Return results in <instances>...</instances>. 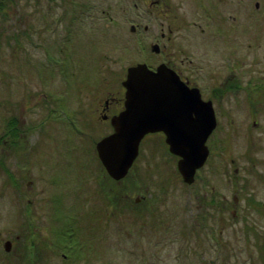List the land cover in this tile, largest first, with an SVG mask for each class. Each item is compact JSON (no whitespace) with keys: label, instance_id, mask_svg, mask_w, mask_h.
Returning a JSON list of instances; mask_svg holds the SVG:
<instances>
[{"label":"rangeland","instance_id":"rangeland-1","mask_svg":"<svg viewBox=\"0 0 264 264\" xmlns=\"http://www.w3.org/2000/svg\"><path fill=\"white\" fill-rule=\"evenodd\" d=\"M171 1L186 24L174 42L202 37L189 25L196 12L190 0ZM0 2V264H28L13 246L3 250L17 226L75 229L59 234L65 245L80 238L66 257L52 240L51 264H264V88L248 87L264 76V0H243L244 53L196 42L186 52L217 119L190 185L156 134L142 138L120 181L108 183L102 167L92 170L94 143L110 130L97 107L108 91L119 95L128 65L161 57L149 50L156 8L148 13L140 0ZM216 34L212 28L211 40ZM96 179L105 181L99 201L83 204V186ZM139 193L145 198L135 204Z\"/></svg>","mask_w":264,"mask_h":264},{"label":"water","instance_id":"water-1","mask_svg":"<svg viewBox=\"0 0 264 264\" xmlns=\"http://www.w3.org/2000/svg\"><path fill=\"white\" fill-rule=\"evenodd\" d=\"M152 50L157 51L156 45ZM123 109L111 117L113 130L95 142L97 155L114 179L123 177L138 154L142 137L162 131L168 150L177 155L183 182L191 184L209 153L206 139L216 126L214 109L197 87H189L165 64L144 62L126 68ZM10 241L4 242L8 251Z\"/></svg>","mask_w":264,"mask_h":264},{"label":"flooded vegetation","instance_id":"flooded-vegetation-1","mask_svg":"<svg viewBox=\"0 0 264 264\" xmlns=\"http://www.w3.org/2000/svg\"><path fill=\"white\" fill-rule=\"evenodd\" d=\"M140 1L143 5H145V11H147L148 13H153L154 8H156V15L158 18L157 24L153 28L154 40L150 43L149 50L153 54L160 55L161 57L155 64L146 62L149 67L155 68L158 64L163 63L167 67L171 68L188 86L197 87L200 90V74H197L194 60L186 55V52L193 47L192 42L210 47L213 45L214 48H217L215 46L216 44L221 43V47H218L220 50L224 48L225 51H229L230 49L231 54L236 52L237 55H241V52L244 53V48L242 50L243 42L241 40V37L238 35L239 27L243 26L240 25V17H242L243 15V0H190L192 5L196 9V12L192 17H190L191 22L189 25L197 28L199 30V33H203L204 35L202 37H199V34L197 33L194 40H190L185 36H178L180 37V39L176 43L174 42V40L186 26V24L182 25L184 16L178 12V2H172L171 0ZM1 5L2 3L0 2V10L3 8V5L2 8ZM255 6H258V3L256 1ZM133 7L135 9H138L139 3L134 2ZM233 9H237L240 12L230 14L228 11H232ZM139 27V23H137L136 25H131L130 31L134 32L138 30ZM212 28H215V32H217V34L215 36H212L211 40L209 34L210 31L212 32ZM142 31L148 32V24H144L142 26V30L138 31V33L143 34ZM235 34L236 36H234ZM232 38H235V40L237 41L236 45ZM210 42L212 43L210 44ZM172 43H175L172 49L173 51L171 50ZM152 45H156L157 51L152 50ZM241 63V61H238L236 65L238 66ZM231 66L233 67V65ZM253 81L254 82L251 81L248 86L250 90H258L257 88H264V76L254 77ZM231 85L233 86L234 84L231 83ZM235 88L237 89V87ZM123 92L124 88L122 86L121 91H119V95H111L108 91V95L106 94L99 107H97L98 121L101 124H109L110 130L108 132L112 130V126L110 124L111 116L116 114L123 107ZM250 116L255 118L257 116V113L250 114ZM66 121H70L69 124L75 123L74 117L67 118ZM253 121V123L256 124V119H254ZM153 134L161 136L164 140V133L162 131L149 132L146 135ZM164 144L167 148L165 141ZM95 165L96 167L93 165L92 170H97L98 168V170L101 171L99 163L96 162ZM233 170L236 171L237 169L235 168ZM84 178L83 183L86 180V178ZM110 182L116 183L117 181L112 180ZM131 187L132 186H130V188ZM135 188L141 190L142 186L137 185L135 186ZM102 190V181H99V179L93 180L90 184L83 186V204H85L87 201L89 205L95 203L96 206L97 202L99 201L100 192ZM110 196L114 201L122 197V195L120 194H113ZM144 198L145 196L142 193L136 194L135 196H133V202L135 204H139L140 202H143ZM90 199H92V201L88 202V200ZM121 205L127 206L126 201H122ZM93 214L94 216L96 215L95 213ZM92 228L94 230V226H92ZM54 230H56L55 233L53 232ZM89 231L90 234L93 232L91 230ZM60 233V228H52L48 226H17L13 231L12 240L9 239L10 249L5 253H10V250L13 246L14 250L17 251L20 257L23 258V260H25L28 264H51V258L53 254L52 247H54V245L58 247V245H60L62 242L59 237H53V235H58ZM52 240H54V245H52ZM85 240L86 242H88L87 239ZM77 241H80L79 237L77 238ZM72 250L73 248L71 249V251ZM54 252H56V250H54ZM64 253H62V256L66 257V254Z\"/></svg>","mask_w":264,"mask_h":264},{"label":"trees","instance_id":"trees-1","mask_svg":"<svg viewBox=\"0 0 264 264\" xmlns=\"http://www.w3.org/2000/svg\"><path fill=\"white\" fill-rule=\"evenodd\" d=\"M14 127H15V121H14V120L10 121V122L7 124V128H8L9 130L12 131V132H10V133H12L13 136L15 135V134H14V131H13ZM9 130H8V131H9Z\"/></svg>","mask_w":264,"mask_h":264}]
</instances>
